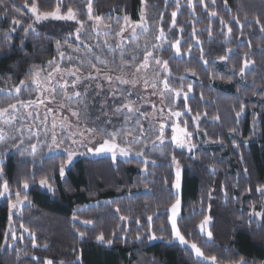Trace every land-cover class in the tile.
<instances>
[{
  "label": "trees",
  "instance_id": "1",
  "mask_svg": "<svg viewBox=\"0 0 264 264\" xmlns=\"http://www.w3.org/2000/svg\"><path fill=\"white\" fill-rule=\"evenodd\" d=\"M157 1L147 0V12L150 4L158 19L164 12L166 20L161 26L168 32L169 16L176 11L175 26L182 29L181 58L168 60V83L171 89L183 88V91L192 85L187 102L191 113L183 119L187 121L186 130L192 133L195 150L187 155L165 146L162 150L166 160L153 158L149 165L133 159L113 162L109 158H81L70 166L62 179L58 166L66 159L63 154L49 155L38 163L29 160L21 163L16 156L7 157L3 164L4 179L9 182L12 195L11 200L0 198V264H37L32 256L53 259L57 264L59 261L75 264L78 257L82 264H196L188 248L168 242L172 236L165 209L176 199L172 186L175 181L173 156L181 166L182 207L178 227L189 243H197L208 256L215 255L219 264H232L240 257L249 264H264V222L250 217L253 203L255 211L264 212V197L255 191L257 185L264 184V31H261L264 0H228L227 7L224 0H215V4L205 0L207 9L199 0H193L194 13L188 8L187 0H180L179 8ZM31 2L28 0L29 5ZM36 2L40 11H53L57 7V0ZM24 3L25 0H3L9 15L0 17V107L14 103L3 93L15 90L21 80L29 82L30 70L43 69L49 60H56L57 42L60 51L67 50L79 27L76 23L60 21L38 24L25 11L28 8ZM67 3L65 0V5ZM72 6L78 9L79 19L86 20L85 0H75ZM141 7V0H93L94 13L104 18L127 15L138 22ZM61 11H66V7ZM211 11L218 15L209 16ZM221 17L232 28L227 39V27L220 23ZM233 17H237L240 24H236ZM257 17L259 24L255 21ZM13 18L19 19L21 24L13 25ZM28 25H32L36 33L29 30L25 35ZM13 27L15 31H11ZM6 34H9L7 40ZM197 41L199 47L195 46ZM201 49L204 59L209 61L207 65L199 59ZM228 49L234 54L229 55L227 61H220V56L228 55ZM245 58L252 63L241 78L239 68ZM115 93L114 100L106 101L114 108L122 100V92ZM241 103L245 109L237 117ZM197 113L195 130L192 117ZM88 120L91 121L89 117ZM121 120L114 115L111 121L121 125ZM181 126L185 127L184 123ZM196 132L204 138L205 144H197ZM45 175L53 177L54 193L40 192L39 180ZM24 179L30 184L27 191L30 204L26 202L9 224V203L15 202L14 193ZM248 188L252 191H246ZM206 215L212 218L207 230L212 232L211 241L199 232ZM148 216L153 217L151 224ZM86 220L92 223H84ZM21 225L35 233L38 247H33L32 236L24 232ZM161 225L164 231L160 230ZM9 228L17 239L13 241L9 233L5 242L4 234ZM149 228L164 239L149 240ZM101 232L105 240L113 239L111 246L96 240ZM80 233L85 234L83 238ZM137 235L140 240L136 239ZM8 244L13 247L8 248ZM45 244L47 248L43 247ZM17 250L20 260L16 258ZM39 264H43L42 259Z\"/></svg>",
  "mask_w": 264,
  "mask_h": 264
},
{
  "label": "rangeland",
  "instance_id": "2",
  "mask_svg": "<svg viewBox=\"0 0 264 264\" xmlns=\"http://www.w3.org/2000/svg\"><path fill=\"white\" fill-rule=\"evenodd\" d=\"M157 2H162L163 5H166L164 0H159ZM167 4H172L176 6L175 2H172L171 0H168ZM188 8L190 7L188 6ZM25 11L35 21V17L29 11V9H26ZM153 12V4H150L148 12L145 7V15L149 26L148 31L141 32L140 29H137L138 34L133 36L131 33V29L126 28V31L124 32L122 38L116 36L115 33L119 31L120 26L124 25L123 19H120L119 23H117L116 16L107 17L105 18L104 22L111 23V29L101 28L99 31H97V29L95 28V21L88 20L86 9V20H84L85 25L84 29L82 30L80 40H76L74 34L73 38L70 40V46L67 47V50H62V52L65 53V58L61 59L58 54V57L55 61L57 64H59L62 71L60 73H53L54 79L51 81V84H49L47 81V73L52 69L51 67L46 65L41 72L39 88L37 87V85L31 84L30 79V81L26 83L29 85V87H23L21 85L19 86L21 87V91L19 93H16L15 90H12L11 92L6 94L3 93L6 98L7 96H9V98H11L12 102L14 103H17L18 100L34 101V103L27 108L21 107L17 103V109L12 112V115L10 117L6 116L4 118L11 119L12 123H0V126L6 127L9 133L12 135H16L18 137L21 135L23 136L25 144L21 145V148H26L28 143L37 144V159L35 163H38L42 158L47 157L49 155L63 154L66 156V153L63 151L64 148H69L70 150L77 152H86V147L93 146L91 144H88L87 133L83 138L79 135L80 132L85 131L86 127H98L100 125H103V123L105 122V127L108 131L118 129L120 127V123H115L114 121H112L111 124H108L109 119H114V107L113 105L106 103L107 100L115 99V92L117 90L122 92V100L120 101L117 107H120L122 104H126L131 101L133 103V107L135 109H139V111H133L130 114L131 119L127 127L137 128L138 126L134 123V121L139 120L145 130L144 135L142 137L144 143H148V141L154 140L159 134L160 125H165L164 143L160 144L159 141H157L156 146H153L152 144L148 143V147L144 149L145 157L149 160V163L147 165L151 164L150 162L153 158L158 160H166V155L164 154L165 152L162 150V148H164L165 146L167 148L169 146L170 149L183 152L187 155L193 153L195 149H193V151L189 153L186 148H178L176 144L172 142L171 139L173 135L172 126L176 125L179 128L184 129L185 127H182L181 124L185 121L183 117L188 116V113L183 108L181 101L174 99L172 100L173 110L184 111L185 114L180 117H173L168 111L170 99H172V97L174 96L173 93H170L167 89L164 88L163 84V80L165 78H167V80L170 78V74L168 71H164L160 66L155 65L154 61L150 60L151 67L147 70V72L141 71L140 73H136L135 77H133L132 73L129 72L127 76L124 77L129 81L135 79V84L121 83L119 80L116 79V76L122 75V73L119 71V67L121 66V53H123L126 61H130L132 55H136L138 60H142L146 42L149 45V50H153L152 45H163L162 49L154 51V54L158 55L162 60H170L171 58H181V55L176 56L175 49L170 48L169 46L170 43H175L177 39L180 40L181 30L176 28V26L172 27V17L170 14L169 30L168 32L165 31L167 39L160 41L156 40L155 36L158 34L156 29L158 27H161L162 24H165L166 18L165 20L163 19V22H161V20L158 19V17L154 15ZM148 13L150 15H148ZM162 14L164 16V12H162ZM46 21L75 23L74 21H62L53 19L40 21L39 23ZM105 32H109V34L105 35ZM174 33L175 36L173 35ZM81 41H83V43H81ZM105 41H107L108 45L113 46L112 50H110L107 45H105ZM181 42L182 40H180V44ZM116 45H120V47H115ZM136 45H140V47L136 48ZM87 46H91V51ZM195 46L199 47L200 45L198 43H195ZM134 49L135 52L133 51ZM68 56H72L73 59H67ZM94 56H99L101 59L106 61L109 66L108 68H104L103 65L98 64L97 66L102 69L99 75H97L95 71L91 69L86 62L89 59H93ZM82 61H84V63H82ZM93 62L95 63L94 59ZM250 67L251 65H249V68L246 69V71L249 70ZM76 68L82 69V71L77 74L80 76L79 80H77L75 76L69 75L66 71H64L66 69L75 70ZM109 69H112V71H109ZM90 71L93 73V76L95 77L94 79L88 78L87 74ZM108 75L112 77L111 81L108 80ZM145 79H147L148 81L147 85H145ZM65 80L68 82V86L66 89L63 88ZM154 81L156 83L155 88L151 86ZM73 82H75V88L72 87ZM45 88H55L56 91L55 93H53L52 91H45ZM64 91H67L69 95H71L73 92H81V97L79 99L73 97L71 100H68L64 96ZM69 107L80 112V119H77V117L72 116L71 112L68 110ZM99 108L103 109L100 111ZM49 109H51V112H49ZM105 113H107V115H105ZM141 113H146L147 115H141ZM126 115H128L127 109H123L120 115H116L122 119L121 125L123 124ZM88 117L91 119V121L88 120ZM53 122H55L56 124L55 129L52 128ZM197 124L198 121H196L195 123L192 121V125L194 126L195 130ZM14 128H21L22 132H14ZM29 129H31V131H29ZM53 131H55L58 139L64 140V143L60 146L59 149H56L53 152H49L48 145L51 144V135ZM74 133L75 135H73ZM180 135L181 139H183L184 137L182 136V134ZM195 135L197 138V144H199V146L205 144L204 138H202V136L198 132H196ZM29 136L32 137L31 140H29ZM97 139L99 140V137ZM37 140H39V142H37ZM73 140H76L77 143L73 144ZM81 140H83V143H81ZM191 140L192 138L190 139L189 143L193 144ZM8 143H11V141L9 140ZM4 147L5 146L3 144H0V151H4ZM133 147L134 149H139L143 147V144H134ZM157 148L159 150H157ZM28 151L30 152L31 150L29 149ZM9 156H16L22 159L18 151L16 150L10 152L7 157ZM81 158L111 159L110 155H77L74 158L73 163L77 159ZM26 159L32 162L31 155H27ZM132 159L142 161L143 158L136 156H132L129 158L117 157L116 161H128ZM173 168L176 172L175 165H173ZM39 190L40 192L49 193L47 189L41 188L40 186ZM173 191L175 194L176 190L174 188ZM13 203H16V200ZM21 209L22 208H20L19 206L17 207V209H13V214L11 218L13 216H17ZM210 224L206 226V231L208 230ZM169 226L171 229L170 223ZM199 232L201 235L207 237L206 232L201 233L200 228ZM152 242L155 241L152 240ZM173 242L177 243L181 247L188 248L185 245L179 244L178 241ZM188 249L192 252L190 248ZM192 254L195 257V254L193 252ZM195 259L197 260L196 257ZM201 262L205 263L207 261Z\"/></svg>",
  "mask_w": 264,
  "mask_h": 264
},
{
  "label": "snow or ice",
  "instance_id": "3",
  "mask_svg": "<svg viewBox=\"0 0 264 264\" xmlns=\"http://www.w3.org/2000/svg\"><path fill=\"white\" fill-rule=\"evenodd\" d=\"M165 4H167L168 0H164ZM75 3V0H68L67 5H65V0H57V7L53 11H40L39 6L36 2V0H32L31 4L29 5L28 0H25L24 7L28 8L29 11L33 14L35 17V22L39 23L40 21H45L49 19L53 20H62V21H74L79 27L76 28L75 31V39L80 40L82 30L84 29L85 21L79 19L78 17V9H74L72 4ZM86 6H87V17L88 20H94L95 21V28L97 31H99L101 28L103 29H111L112 25L111 23H105L104 20L105 18L101 15H97L93 11V0H85ZM199 3L204 6L205 9H207V4L205 3V0H199ZM212 3L215 4V0H212ZM187 4L190 8H192L193 13L195 12V5L193 3V0H187ZM224 4L227 7L228 0H224ZM175 5L177 8L180 7V0H175ZM141 12H140V17L138 22H133L131 18L127 15H124L122 18L117 17L116 22L119 23L120 19H123L124 25L120 26L119 31L115 33L116 36L122 37L124 35V32L126 31V28L131 29V33L133 36L137 35V29H140L141 32L148 31V22L147 18L145 15V7L147 6V0H141ZM62 7H66V11H61ZM230 10V9H229ZM231 11V10H230ZM9 15V8L3 4V0H0V17L7 18ZM14 15V14H13ZM209 16H217V12L211 11L208 13ZM172 17V27H175L176 25V17H177V12L173 11L171 13ZM235 20L236 24H240V20L237 17H233ZM244 19H247V16L244 17ZM161 22H163V14L161 13L160 16ZM255 21L257 24L260 23V19L257 17L255 18ZM220 23L227 27V36L226 39L231 35L232 33V28L228 27L227 22L221 17L220 18ZM13 25H20L21 21L19 19L13 18L12 20ZM29 30L33 33H36V29L32 27V25H28L27 28L24 29L25 35L28 34ZM11 31H15V27L11 29ZM158 34L155 36V39L160 41V40H166L167 37L165 35V29L164 27H158L156 29ZM182 31V29H181ZM195 29H193V34H195ZM209 35L211 36V29L208 30ZM223 32V29L221 30ZM261 31H264V27L261 28ZM38 34V33H37ZM109 32H105V35H108ZM72 33H69V36H72ZM9 38V34L5 35V39L7 40ZM83 43V41H81ZM199 44V41H197ZM105 45L112 50L113 46L108 45L107 41H105ZM170 48L175 49V55L180 56L181 55V48H180V40L177 39L175 43H170ZM57 51L59 52V56L61 59L65 58V53L60 51V44L57 42ZM89 50L91 51V46H87ZM115 47H120V45H116ZM140 45H136V48H139ZM163 45H152L153 50H149V45L146 42L145 44V50L144 54L142 57V60H138L136 55L131 56L130 61H126L123 53H121L120 56V61H121V66L119 67V71L122 73V75L116 76V79L119 80L121 83H133L135 84V79L129 81L128 79H125L124 77L127 76L129 72L132 73L133 77H135L136 73H140L141 71L147 72V70L151 67L150 60L155 62V65L160 66L164 71H170L168 69V60H162L158 55L154 54V51L158 49H162ZM135 52V49L133 50ZM190 52V49H189ZM228 55H222L219 57L220 61H227L229 58V55H233L234 53L232 52L231 49L227 50ZM245 57H247V53H245ZM67 59L71 60L73 59L72 56H68ZM93 59L95 60V63L93 62ZM93 59L87 60V64L90 66L91 69L95 71L97 75H99L102 71L100 67L97 65H103L104 68H108V64L106 61L101 59L99 56H94ZM199 59L203 62V64L207 65L209 61L204 59V53L203 49H201V55ZM84 63V61H82ZM252 62L245 58L243 61L242 66L239 68V75L241 78L245 76V71L246 69L249 68V65ZM48 66L51 67V71L47 73V81L49 84H51V81L54 79L53 73H60L62 70L59 66V64L56 63L55 59L49 60L48 61ZM67 72V74L75 76L77 80L80 79V76L77 75L82 71L81 68H76L75 70L72 69H66L64 70ZM109 71H112V69H109ZM233 74L235 75V68H233ZM41 72L42 69L40 68H34L30 70L29 76L31 78V84L37 85V87H40V78H41ZM88 78L89 79H94L95 77L93 76V73L90 71L88 72ZM192 75H196L195 72L192 73ZM108 80L111 81L112 77L110 75L107 76ZM183 79V77H181ZM148 84L147 79H145V85ZM164 88L167 89L170 93H173L174 96L172 99H170L169 103V108L168 111L171 116L173 117H180L185 114L184 111H174L172 107V100H180L183 108L187 113H191V108L187 107V102L190 98L189 94L192 92V85L189 84L187 86V91H183V88L181 89H171L169 87V83L167 78L163 80ZM20 85L23 87H29L28 84L24 80L20 81ZM68 86V82L65 80L63 88L66 89ZM153 88L156 87L155 81L151 85ZM73 88H75V82H73L72 85ZM255 87V85H253ZM21 91V87H16L15 92L19 93ZM45 91H52L55 93V88H45ZM254 95L256 93H253ZM64 96L68 99L71 100L73 97H76L79 99L81 97V92H73L71 95L67 93V91H64ZM201 99H203V94H201ZM21 107L27 108L31 104L34 103L32 100L24 101V100H18L17 102ZM17 103H10L6 107H0V123L2 124H11L12 121L11 119H4L6 116H11L12 112H14L17 109ZM63 107V105H62ZM86 107V105H85ZM123 109H127L128 115L125 116V119L123 121V124L120 125L118 129H115L113 131H108L107 128L104 125H100L98 127H93V128H87L85 129L84 132H80L79 135L83 138L85 137V134L87 133L88 137V144L93 145L92 147H86V152H77L70 150L69 148H64L63 151L66 153V159H64L58 166V172L61 178H64L66 175L67 169L72 165L74 158L77 155H87V154H92L96 156L100 155H110L111 159L113 162L117 160V157H124V158H129L132 156L136 157H142V163L147 165L149 163V160L145 157L144 149L148 147V143L152 144L153 146H156L157 141H159L160 144L164 143V128L165 125L161 124L159 128V134L156 136L154 140L148 141V143H144L142 140V137L144 135V128L143 125L140 123L139 120L134 121V123L138 126L137 128H128L127 125L129 124V121L131 119L130 114L133 111H139V109H135L133 107V103L129 101L126 104H122L120 107H116L113 109V115H120L123 111ZM245 109V105L243 103L240 104V110L236 113L237 117H239ZM11 110V111H10ZM72 116L77 117V119H80V112L78 110H74L73 108L69 107L68 109ZM162 111V110H161ZM49 112H51V109H49ZM107 115V113H105ZM141 115H147L146 113H141ZM206 115V114H205ZM199 119V114L197 113L196 116L192 117L193 122L195 123ZM215 119H219V117H216ZM112 121L111 119L108 120V124H111ZM185 128L181 129L176 125L172 126V132L173 135L171 137L172 142L176 144L178 148H186L189 153L195 149L196 145L189 143L190 139L192 138V133L188 132L186 130L187 128V121H184ZM255 126V124H254ZM56 124L53 122L52 128L55 129ZM14 132H22L21 128H14ZM31 131V129H29ZM233 132L235 129L232 130ZM184 137L181 139V135ZM75 135V133L73 134ZM99 137V140L97 139ZM32 137L29 136V140H31ZM11 141V143H8V141ZM18 140V142H17ZM39 142V140H37ZM64 140L63 139H58L55 131L52 132L51 135V144L48 145V151L53 152L56 149H59L61 145H63ZM73 144L77 143L76 140L72 141ZM81 143H83V140H81ZM247 143V141H245ZM0 144H3L4 151H0V198H7L11 200V195H12V189L9 185V182L4 179V160L7 158L8 154L12 152L13 150L18 151L21 159V163H26L27 155L32 156V162L35 163L37 157H36V151H37V144L36 143H28L26 148H21V145L25 144V140L23 136H16L12 135L9 133L8 129L4 126H0ZM134 144H143L142 148L139 149H134L133 145ZM237 146L238 145H234ZM31 150L30 152L28 150ZM172 162L175 165L176 172H175V182L173 183V188L176 190L175 192V202L172 203L168 208L165 209L166 213L168 214V222L171 224V236L172 239L169 240V243H172L173 241H178L179 244L185 245L188 248L192 250V252L195 254V257L197 258L196 264H201V261H207L209 264H219L218 258L215 255L208 256L206 255L200 246H198L197 243L192 242L189 243L188 239L185 238V235L181 233L180 228L178 227V218H180L181 215V199L179 196V192L181 189V166L180 162L176 159L175 156L172 157ZM154 164L155 161H152ZM143 171H146V168L143 169ZM213 172H215V169H212ZM245 173H247V169H244ZM32 178L33 181H35V173H32ZM53 179L52 176L45 175L39 180V186L41 188L47 189V191L54 193L55 189L52 186L51 180ZM167 182V181H166ZM30 187V184L28 182V179H24L23 182L19 185V188L15 191L14 195L16 197V203H9V224H11V216L13 214V209H17L19 206L20 208H23L25 203H29L28 201V196H27V191ZM23 189V192L20 190ZM246 191L251 192L252 189L248 188ZM255 191L259 193L262 197H264V184L257 185L255 188ZM225 196H227V192L225 191ZM209 200L212 199L211 192L208 194ZM211 209V205H209V210ZM117 212H119V209H116ZM257 217L259 218L262 222H264V212H257L255 211V205L253 203L252 205V212L250 213V217ZM77 217L74 215L73 219H76ZM122 220L127 219L126 217H121ZM149 224H151V221L153 219L152 216L147 217ZM211 216L206 215L204 219L201 221L199 228L201 233H205L208 237V240H212V232L211 231H206V226L211 223ZM251 223V220L249 221ZM86 224H91L92 221L86 220L84 221ZM137 223H139V220H137ZM23 228L24 232H28L32 236V245L33 247H38V245L35 242V233L32 232L30 229L25 228L23 225H21ZM161 231H164V226L161 225ZM150 235L148 236L149 240H155V239H164V237H157L155 233L151 232V228H149ZM9 233H11V239L15 241L17 239L16 233L12 231L11 228L7 232H5V242H7L9 238ZM84 233H80V237H84ZM113 237L115 238V233L112 234ZM20 239H23L21 236ZM137 240H140L141 237L139 235L136 236ZM96 240L102 244H106L108 246H111L113 244V239H108L105 240L104 234L101 232L99 235L96 236ZM8 248H12L13 245L8 244ZM44 248H47L48 245L45 244L43 245ZM17 260H20L21 257L19 255V250H17ZM31 259L33 261H36L37 264H39V261L42 259L43 264H57V262H54L53 259L49 258H41L37 256H32ZM58 264H64L63 261H59ZM75 264H82V261L78 257ZM232 264H249L248 260H246L243 257H240V259L235 260L232 262Z\"/></svg>",
  "mask_w": 264,
  "mask_h": 264
}]
</instances>
